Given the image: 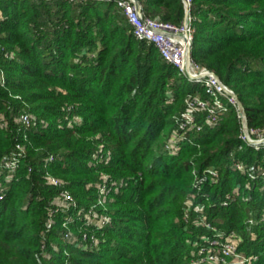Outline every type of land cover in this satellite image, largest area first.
I'll return each mask as SVG.
<instances>
[{
	"label": "trees",
	"instance_id": "obj_1",
	"mask_svg": "<svg viewBox=\"0 0 264 264\" xmlns=\"http://www.w3.org/2000/svg\"><path fill=\"white\" fill-rule=\"evenodd\" d=\"M139 1L185 20L184 0ZM0 17V162L21 153L0 173V264H193L207 222L249 257L229 264H264V145L242 139L235 106L181 129L188 97H211L114 0H0ZM191 17V59L264 135V0H192Z\"/></svg>",
	"mask_w": 264,
	"mask_h": 264
},
{
	"label": "built area",
	"instance_id": "obj_2",
	"mask_svg": "<svg viewBox=\"0 0 264 264\" xmlns=\"http://www.w3.org/2000/svg\"><path fill=\"white\" fill-rule=\"evenodd\" d=\"M67 2H84V1H112V0H61ZM117 5L124 11L128 23L131 25L133 34L140 42H152L157 47L161 56L177 67L181 74L187 77L191 82L203 83L207 94L212 101L205 100L197 94L190 95L187 100V107L176 119L181 129L186 128H201L196 120L198 114L206 111L210 120L216 121L221 114H225L229 105L238 108L237 100L229 93V88L226 84L219 81L213 75V72L208 69H199L197 63L192 59L189 64L187 62V46L192 44L194 40L195 26L191 17L192 0H184L186 7V17L182 24H170L160 22L158 19L145 17L142 8L138 10L135 0H114ZM233 91V90H232ZM239 112V111H238ZM27 118L26 115H24ZM241 117V115H240ZM191 126V127H190ZM242 139L247 141L250 145H255L257 148L264 145V135L260 134L258 130H249V135L242 131ZM258 142H255V141ZM21 153H13L9 156H4L5 168L13 169L19 166ZM14 157V160H11ZM240 169H244L243 165L238 163L236 165ZM249 174L255 178L254 167L249 168ZM196 174V170H193ZM213 175L217 176V172L211 170ZM257 176V175H256ZM201 179H198L200 181ZM55 183H58L56 178H53ZM246 190H251L246 187ZM110 189L103 185L102 192H107ZM67 199L72 197L63 192ZM0 195V199H2ZM207 228L214 230V238L206 237L205 242L200 245L199 253L194 255L192 259L193 264H229L241 263L249 259L248 256L239 254L236 251L237 245L233 240L234 233L230 234L232 239L221 240L224 236V231L216 227L214 224L207 222ZM87 238V235H84Z\"/></svg>",
	"mask_w": 264,
	"mask_h": 264
},
{
	"label": "water",
	"instance_id": "obj_3",
	"mask_svg": "<svg viewBox=\"0 0 264 264\" xmlns=\"http://www.w3.org/2000/svg\"><path fill=\"white\" fill-rule=\"evenodd\" d=\"M136 5L138 10H141V2L139 0H135ZM192 49L191 46L188 45L187 46V62L189 64L190 60H191V54H192ZM213 75H215L219 81H221V78L219 77V75L215 72H213ZM222 82V81H221ZM229 93L234 96L237 100V104H238V109L240 111V115H241V119H242V127H243V131L246 135H249V123H248V117H247V112H246V108L244 103L241 101L239 95L232 90H229ZM255 142H258L257 140Z\"/></svg>",
	"mask_w": 264,
	"mask_h": 264
},
{
	"label": "rangeland",
	"instance_id": "obj_4",
	"mask_svg": "<svg viewBox=\"0 0 264 264\" xmlns=\"http://www.w3.org/2000/svg\"><path fill=\"white\" fill-rule=\"evenodd\" d=\"M87 2V1H86ZM94 2H107V1H94ZM1 18V17H0ZM137 40V39H136ZM138 42H140L139 40H137ZM5 49V47H3ZM2 49V48H1ZM10 64H7V63H4L0 60V80L1 81H5L7 80L8 76H9V71H10ZM237 108V107H236ZM237 110L239 111V109L237 108ZM239 114H240V111H239ZM224 114H221L219 115L218 119L216 121H218ZM206 118L208 119L209 122H216V121H213V120H210L208 118V115L206 114ZM202 127V126H201ZM260 147V146H259ZM258 147V148H259ZM257 148V147H256ZM11 160H14V157H11ZM239 163V162H238ZM240 165H242V163L240 162ZM5 162H4V157L3 159L1 160L0 162V173H1V169L5 168ZM251 168V167H250ZM50 176H54L53 174L49 173ZM57 178V177H56ZM58 180V178H57ZM53 183H55L53 181ZM57 184V183H55ZM250 191V190H249ZM252 192V191H251ZM250 193L249 194H244L245 197H249ZM103 206V205H102ZM106 207V205H104ZM107 208V207H106ZM191 259H193V255L191 256Z\"/></svg>",
	"mask_w": 264,
	"mask_h": 264
}]
</instances>
